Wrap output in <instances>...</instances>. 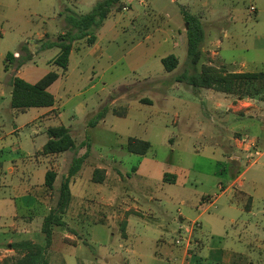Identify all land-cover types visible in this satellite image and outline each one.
I'll list each match as a JSON object with an SVG mask.
<instances>
[{"label":"rangeland","instance_id":"obj_1","mask_svg":"<svg viewBox=\"0 0 264 264\" xmlns=\"http://www.w3.org/2000/svg\"><path fill=\"white\" fill-rule=\"evenodd\" d=\"M90 1L74 11L68 0H56L57 11H64L58 8L63 4L70 13H85L96 2ZM148 1L146 7L137 0H126L132 10H115L102 29H91L104 48L98 60H76L70 55L63 71L46 61L58 47L44 49L43 45V52L19 66L29 82L49 70L59 73L49 87L56 96V108L41 116L46 107L24 112L10 107L4 56L10 52L16 58L19 50L25 54L29 50L7 35L0 36V262L17 255L9 247L12 242H43L44 217L56 203L72 158L82 154H86L82 167L69 184L72 200L63 216L65 225L53 227L47 247L50 264H178L172 257L151 259V249L160 234L175 244L178 233L173 231L180 223L195 229L182 230L185 236L180 249L187 246L192 256L188 258L184 248V264L195 263L193 255L198 253L207 256L209 264H218L214 255L219 249L242 252L252 261L264 259L258 248L264 242V101L257 94L230 95L235 106L219 108L214 96L226 98L227 94L193 87L181 79L209 64L229 71H264V0ZM137 10L140 15L149 14L140 17L141 24L133 28L128 24ZM186 14L199 16L205 32L196 64L187 55ZM27 16L38 20L28 12ZM113 25L114 31H108ZM5 26L0 20V28ZM47 28L46 43L56 40L61 21L51 18ZM19 32L24 38L34 33L29 27ZM25 54L19 52L16 61ZM169 54L178 58L172 71H166L160 60ZM16 63L8 66L13 69ZM142 98L149 101L141 102ZM102 108L107 110L104 118L89 126L88 120ZM124 110V116L115 114ZM58 124L70 128L76 148L43 154L47 128ZM240 135L245 137L244 144L255 139L248 142L249 151L242 149L244 144L229 145L232 137ZM129 136L148 140V151L125 150ZM231 150H237V157L228 158ZM11 165H18L20 172L14 168L10 174L7 167ZM95 168L104 170L103 182L93 181ZM48 169L56 172L52 190L38 186ZM242 171V177L232 183ZM164 174L170 181L162 180ZM27 177L36 186L27 185ZM237 187L253 194L254 214L241 212L235 205L233 189ZM136 203L144 214L122 210ZM148 205L150 210L145 208ZM120 213L129 219L127 237L115 216ZM101 217L104 223L95 222ZM12 224H16L13 229ZM137 251L143 253L145 262L139 263ZM235 260L239 262V255Z\"/></svg>","mask_w":264,"mask_h":264},{"label":"trees","instance_id":"obj_2","mask_svg":"<svg viewBox=\"0 0 264 264\" xmlns=\"http://www.w3.org/2000/svg\"><path fill=\"white\" fill-rule=\"evenodd\" d=\"M124 6L122 0H98L90 11L86 13L76 14L68 12L65 16V31L60 33L56 40L45 43L44 45L46 48L55 46L60 49L59 55L53 60L54 63L66 69L73 41L86 38L89 43H92L94 41V35L90 33L91 29L99 28L113 10L119 11ZM184 19L188 23L186 28L187 55L191 63L196 64L201 57V45L205 36L204 28L202 21L197 15L186 14ZM22 48L25 47L23 46ZM30 57L31 54L28 52L21 61H16L15 69H18ZM14 59L15 57L12 53H6L5 61H12ZM161 63L166 71H172L178 65V58L174 54H169L161 58ZM6 67L7 65L5 64V69ZM58 76L59 74L56 71L49 70L37 81L28 82L13 74L8 80L11 86L10 107L24 112L31 107L52 106L55 99L53 94L48 91V87ZM181 79L193 87L212 88L216 91L237 97H242L244 94H257L264 101V71H229L223 67L209 64L204 65L199 71L184 74ZM148 101L145 98L141 99V102ZM106 113V108L100 109L88 120L87 124L89 126L96 125L99 120L104 118ZM115 114L124 116L125 110ZM46 132L48 138L41 149L43 154L61 153L76 148L75 140L70 133L69 127L58 124L49 126ZM84 144L85 142H82L81 145ZM124 148L131 153L145 154L150 148V142L139 137L129 136ZM85 155L74 156L67 174L62 178L56 203L44 217L41 226L43 242L39 243L30 239H23L10 243V249L14 250L17 255L4 258L0 264H48L46 251L51 243L53 227L65 225L63 216L72 200L69 184L81 169ZM104 175L103 169L95 168L92 179L94 182H103ZM55 177L56 172L53 169H48L45 172L43 185L46 190H52L54 188ZM163 180L170 181L166 174H164ZM95 222L104 223L105 219L101 217ZM120 224L121 230L124 233L126 221L122 220ZM193 258L195 263L199 261L196 257Z\"/></svg>","mask_w":264,"mask_h":264},{"label":"crops","instance_id":"obj_3","mask_svg":"<svg viewBox=\"0 0 264 264\" xmlns=\"http://www.w3.org/2000/svg\"><path fill=\"white\" fill-rule=\"evenodd\" d=\"M68 1L70 2L71 6L73 7L72 10H74V11H75L76 8H78V6L81 3H83V2L84 3L92 2L90 0H89V2L87 0H68ZM96 1H98V0H96ZM122 1L124 2L125 6L121 10H132L130 3L126 2V0H122ZM171 1H174V0H171ZM137 2H138L139 5H143V6H146V7H148V5H149V1L148 0H137ZM94 4L92 3V6ZM182 6H181V10L183 8L184 11H186V7L184 5H182ZM0 7L2 8V13L0 14V20L3 21V23L6 24L5 27L0 28V36L7 35L11 40H14L18 44H21V48L23 46L24 47L26 46L27 50H29V52L31 54L30 59H32L33 57L37 56L41 52H43V51H41V48H42L43 45H45L44 43H46V41L49 38V31H48V28H47V20H50L51 18L52 19H57L58 18L61 21L62 29L59 31V33H57V34H60V33H63V29H64V26H65V16L68 13L67 5L63 6V4L62 5L58 4V8H60L59 10H61L63 8L64 11H60V12L57 11L56 0H0ZM137 11H139V10H137ZM24 12L25 13L28 12L29 15H35L38 20L32 19L31 16L30 17L29 16L25 17V13ZM113 12H114V10L110 14H112ZM139 12L134 13V16L130 19L131 22H129V24H128V25L131 24L133 26V28H135V26H138V25L141 24L140 17H145L146 15L149 14L148 11L144 12L143 15H140L142 13L141 12L139 13ZM77 13L78 14H83L80 11L77 12ZM127 23L128 22H126V24ZM103 24H104V21H103V23H102V25H101V27L99 29H102L104 27ZM144 24L145 23H143L142 25H144ZM21 27H22V29H21ZM28 27H29L30 30L34 31V33H33V35H31V37H25L24 38L23 37L24 34H21L19 31L23 30V28H28ZM114 27H116V25H113V27L109 28L108 31H111V32H112V30L114 31ZM179 29H180V27H177V32H178L179 36L182 37V34L180 33ZM27 39L28 40L29 39H31V40L33 39V42H34V40H38V41L36 43H33L31 41H27ZM51 40H54V37H52ZM180 41L182 42L181 39H180ZM180 41L176 43V46L180 43ZM45 48L46 47H44V49ZM19 52H20L21 55L25 54L23 49L19 50L18 54H19ZM59 53H60V49L58 48V52L55 55H52L51 57L46 59L47 63L52 64V65H54L56 67H59L53 61L59 55ZM18 54L16 55V58L14 60H12V61H5V56H4V60H3L4 73L7 72V75H4L5 77L3 76L5 82H8L10 76H12L13 74L25 79L22 76V74H21L20 68L11 69L8 66V63L16 62V59L19 56ZM103 54H104V48H102L100 46L99 39L94 36V41L92 43H89L86 38H81V39L74 40L73 43H72L68 58L70 59V55H73V56H75L76 60L79 59V58L81 59L82 57H89L92 60H98L100 57L103 56ZM161 58L162 57H160V60H161ZM68 63H69V61H68ZM5 64L7 65L6 69H5ZM59 68H61L63 71L67 70V68L66 69H63L62 67H59ZM233 71L239 72V71H244V70L238 69V70H233ZM5 86L9 88V94H10L11 93L10 84L7 85L5 83ZM49 87H48V91H49ZM207 89H209V90H211L213 92L216 91V90H214L212 88H207ZM227 95H229V96H227ZM227 95H226V98L224 96H220V95L218 96V94L215 95L214 98L217 97L216 100H215V105L218 106L219 108H222V107L225 106L227 109L235 106L232 103H230V98H231L230 94H227ZM53 96H54V99H55L54 104L52 106L46 107V109L38 116L44 115L49 110L56 108V106H55L56 96L54 94H53ZM221 100H224V102H221ZM254 140L255 139H252V138L250 139L249 138L248 142L254 143L253 142ZM231 141H233V143L232 144L230 143L229 145H235L236 144V145H240L241 146L245 142V137H244V135H240V137H232ZM248 142H246L247 145L244 144V147H242V149L245 150V151H249L248 150L249 149L248 148L249 147L248 146L249 145ZM236 151L237 150H231L230 151V155H229L228 158L237 157L235 155ZM250 153H248V154H250ZM254 154H258V156L261 155V153L259 151H254ZM16 166H18V165H16ZM16 166L11 165V166L7 167V169H8L10 174H12L14 168H15V170H18L17 174L20 172L19 168L16 167ZM20 169L22 171L21 174H24L23 165H22V167H20ZM26 170H28V169H26ZM132 171H134L136 173L137 167L133 166L132 167ZM242 174H243V171L239 175L234 177V179L232 180V183H235L238 179H240L242 177ZM163 177H164V175H162V180H163ZM27 179H28V184L27 185H29L31 187L36 186V184H34L31 181L30 177H27ZM172 180H173V178L171 177V181ZM19 183L23 184L22 177H20ZM43 183H44V181L42 183H40L38 186L42 185V187H44ZM240 183L242 184V180L240 181ZM146 196L147 195H143L144 198H146ZM233 197L235 198V201H234L235 205L237 207H239L241 212L244 211V212L249 213V214L250 213L251 214L255 213L254 212V197H253L252 193H249L248 191L240 189V188L237 187V188L233 189ZM202 201H205V199L203 197H202ZM213 202L214 201H211V203H213ZM131 208L133 209V211L131 210ZM141 208H143V207H141L140 205H138V203H136L135 206L127 205L122 210L126 211V212H130V213L144 214L143 210ZM145 208H147V210H150L151 206L148 205V206H145ZM115 216L117 218H119L120 221H122V220L126 221V227H125V231L123 233V236L124 237L129 236V234H130V230H129L130 224H129V219L127 218V215H125L124 218L122 217L121 213L119 215L116 214ZM180 217H182V216H180ZM15 225L16 224H12L10 227L13 229ZM21 228H24L25 230L27 229V227L25 225H23V226L21 225ZM183 229L187 230V231H189V230L195 231L194 228H192L190 226L186 227L183 223H180L178 225V227L176 229H174L173 232L179 233ZM254 234L258 235V233H256V232H254ZM159 236L160 237L156 238V241L154 242L155 243L154 247L151 249L152 250L151 254H152V257H153L151 259H154V258H157V257H163V256L168 257V258L172 257L171 260H173V262L178 261V264H184V262H183L184 261V256H182L183 255V249H180V246H178V245H175V244H172L171 242L165 241V237H162L161 234ZM258 248H260L259 249L260 250L259 251V256L261 257L262 256L261 255L262 252H264V242H263L262 245L261 244L258 245ZM210 251H212V250H210ZM215 252L216 253L214 255L215 256L214 258L217 259L216 262H218V264H255V262H257V264H264V262H263L264 259L257 258L256 261H252L249 258L248 255H246V254H244L242 252H236V251L225 250V249H219L218 251H215ZM135 255L138 257L137 259L139 260V263H142V262L146 261L145 256L143 255L142 252L137 251V252H135ZM208 255H209V253H208ZM236 255H239V262H237V263H236V260H235V256ZM190 257H192V256L190 255ZM193 257H194V255H193ZM195 257L199 261L197 263H193V264H209V262L206 259L207 256H204V255L198 253V255H196ZM190 261H191V259H190ZM48 264H50L49 260H48Z\"/></svg>","mask_w":264,"mask_h":264},{"label":"built area","instance_id":"obj_4","mask_svg":"<svg viewBox=\"0 0 264 264\" xmlns=\"http://www.w3.org/2000/svg\"><path fill=\"white\" fill-rule=\"evenodd\" d=\"M250 9L253 10L254 9V6H250ZM197 224V223H196ZM198 225V224H197ZM184 231H180L177 235V238L175 240V244L178 245V246H181L182 244H184ZM189 242V241H188ZM188 242L186 243V245L188 244ZM185 246V245H184ZM185 248V249H184ZM183 249H184V252H185V255L189 258L191 254H189L188 252V248L187 246H185Z\"/></svg>","mask_w":264,"mask_h":264},{"label":"water","instance_id":"obj_5","mask_svg":"<svg viewBox=\"0 0 264 264\" xmlns=\"http://www.w3.org/2000/svg\"><path fill=\"white\" fill-rule=\"evenodd\" d=\"M185 26H186L185 28H187L188 24L186 23V25H185Z\"/></svg>","mask_w":264,"mask_h":264}]
</instances>
